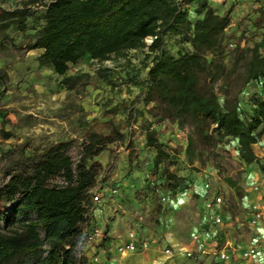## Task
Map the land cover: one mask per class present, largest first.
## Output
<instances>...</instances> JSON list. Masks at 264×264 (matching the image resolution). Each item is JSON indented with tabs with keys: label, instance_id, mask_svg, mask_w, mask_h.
I'll return each instance as SVG.
<instances>
[{
	"label": "trees",
	"instance_id": "16d2710c",
	"mask_svg": "<svg viewBox=\"0 0 264 264\" xmlns=\"http://www.w3.org/2000/svg\"><path fill=\"white\" fill-rule=\"evenodd\" d=\"M199 1L21 0L19 10L0 8V32L12 25L24 31L31 17L27 8L38 2L43 7L42 23L27 49L40 50L38 64L49 65L63 77L62 84L71 81L65 77L69 66L84 57L104 62L146 49L151 61L144 88L147 101L157 109V119L177 122L180 128L188 122L196 137L214 146L232 139L242 163L259 166L253 147L264 136V100L255 101L245 118L238 95L252 81L264 85V54L256 47H237L227 65L223 35L228 13L219 15ZM196 4L198 17L191 21L189 5ZM147 38L152 39L149 45ZM171 41L180 47L175 56L165 49V42ZM214 79L219 82L217 92ZM154 135L147 134L146 145L156 153L153 168L157 170L169 156L153 144ZM107 141L91 135L81 144L77 162L60 144L6 173L0 183V264H84V258L76 257L80 224L91 215L95 185V171L87 164ZM161 177L173 194L186 187L185 178L167 169ZM57 179L61 184H52Z\"/></svg>",
	"mask_w": 264,
	"mask_h": 264
},
{
	"label": "rangeland",
	"instance_id": "374dc122",
	"mask_svg": "<svg viewBox=\"0 0 264 264\" xmlns=\"http://www.w3.org/2000/svg\"><path fill=\"white\" fill-rule=\"evenodd\" d=\"M22 6L21 0H0V8L5 11L19 10ZM27 10L31 17L27 19L24 31L20 32L12 25L4 33L0 32V183L6 179L9 170L27 164L30 156L65 144L68 154L77 162L81 156V144L88 142L91 135L107 137L108 141L103 145V150L93 162L87 164L88 168L95 171V185L91 193H98L100 196L102 194L101 203L93 206L87 221L80 224L82 238L92 227L107 230V236L90 243L85 241L77 251V259L84 258V264H103L104 244H112L109 248L119 253L118 248L123 244L117 245L116 236L135 231L132 225L128 226L126 232L119 227L122 213L116 201V198H121L118 191V174L130 173L136 168L143 169L145 161L148 165V175L155 177L152 182L156 188L165 186L163 182L157 184L159 174L164 169L188 172L187 174L194 178L195 181L192 182L198 189L204 190V185L208 184L209 190L204 197H222L220 214L223 224H228L224 229L229 231L227 241L233 240L231 247L235 250L244 246L252 238L249 236L250 232L253 233V227L247 224L246 218L250 219L252 214V205L249 203L251 197L253 199L254 195L259 194L264 184V158L259 166L252 164L259 178L254 180L255 190L252 192L256 193H251L247 165L240 160L234 140L226 139L214 146L210 141L196 137L188 122L182 128L178 127L177 122L164 121V124H160L161 121L155 116L157 109L153 103L147 101V91L144 88L147 68L151 61V55H148L144 48L125 52L121 56H112L104 62L84 57L76 65L69 66L65 77L71 78V81L62 84L63 77L54 74L49 65L38 64L37 58L41 51L27 49L33 42L34 32L42 23L40 16L43 7L34 2ZM223 37L227 55L224 61L228 65L231 53L236 47L231 46L232 39L226 34ZM165 49L169 55L175 56L180 47L171 41L165 42ZM212 83L217 92L219 82L214 79ZM251 90L252 88L246 86L243 93H250ZM250 96L246 102L248 107H240L245 118L254 110L255 101L264 100V85L258 82V88L252 90ZM152 131L155 133L153 144L161 146L169 156L168 161L161 163L157 170L153 168L155 151L146 145V136ZM189 140L191 143L187 150ZM169 142L175 145H165ZM262 148L259 147L258 151H262ZM142 151L155 155L150 161L147 160L148 154L146 158L138 160ZM52 184L60 185L61 181L57 179ZM188 186L192 187L187 182L186 187ZM113 189L116 190L115 194L110 193ZM186 191L180 200L182 207L179 220H175L178 224L170 226L156 219L153 228L158 229V232H155L157 235L170 234L177 243L173 245L171 240L162 248L163 254L167 255V261L172 260L173 264H202L198 258V255L202 254L192 236L199 234L195 225L200 212L202 215L205 198L198 193H185ZM106 193L110 194L109 197ZM156 194L158 195H154ZM166 197L170 196H163V201L161 198L157 199L158 209L166 205ZM109 204L113 206L111 212L114 216L111 220L108 219L107 223L103 217L97 220L92 216L93 212ZM5 209L8 212L10 206H5ZM109 220L115 222V228ZM113 229L116 233H113ZM210 232L207 230L205 243L207 240L212 241L217 235ZM142 242L148 244L145 239ZM225 242L226 240H221V246H212L213 257L217 261V253ZM148 249L149 244L144 250L137 246L131 253L147 252ZM166 249L170 251L169 254L164 253ZM186 252L191 255L187 256ZM175 253L182 255L178 259L170 256ZM94 258H97L98 262L94 263Z\"/></svg>",
	"mask_w": 264,
	"mask_h": 264
},
{
	"label": "crops",
	"instance_id": "0c3cea01",
	"mask_svg": "<svg viewBox=\"0 0 264 264\" xmlns=\"http://www.w3.org/2000/svg\"><path fill=\"white\" fill-rule=\"evenodd\" d=\"M200 4L204 3L209 5L217 14L223 15L225 13H228L229 17V24L227 28L224 30V34H226L229 38L232 39L233 44L231 46H235L243 48V49H251L253 47H256L258 49V52L263 55L264 54V0H200ZM198 4L196 5H189V11H188V18L191 21H194L197 19L198 15L196 14V8ZM262 85V82H259ZM248 88H252V90L258 88V82L252 81L247 85ZM250 93H243L244 90L238 95V100L240 107L243 105L246 108L248 107L246 105V102L248 101L252 95ZM168 121V120H164ZM161 121L160 124H164L165 122ZM172 122V121H169ZM175 123V122H172ZM162 128V127H161ZM175 128V127H174ZM163 129V128H162ZM233 143L236 144L234 141ZM165 145H169L173 147L175 145L172 142H169ZM263 147L262 151H258L259 147ZM254 153L256 158L259 160V163L261 162V159L264 158V137L260 142H258L253 147ZM148 154V156H147ZM156 154V153H155ZM149 152L142 151L140 153V156L138 160H142V157L146 158L148 157V161H150L151 157L153 155ZM134 161V163H136ZM149 163V162H148ZM252 164L247 165V174L249 177V189L247 191L251 193L255 190V182L254 180L259 178V174L252 168ZM174 167L172 166V169ZM148 165L147 162H144V168L143 169H137L132 170V172L125 174H118V187H119V194L121 195L120 200L116 198L117 206L121 210L120 218L122 221L119 223V227L123 229V232H126L129 225H132L134 227L133 233L136 235V241L138 243V247L140 242H142L144 239L148 241L149 249L147 252H139L136 254L128 253V254H119L113 248L111 247L112 244L105 243L104 246V261L103 264H173V261H167L165 256L162 252V248L167 246V243L172 240L173 245L175 243L173 238L170 236V234H165L163 236L157 235L155 232H158L157 228L154 227V221L157 219L162 223H165L166 225L174 226L178 224L176 220L178 219V216L181 212L182 203H180L181 197H184L185 194L183 193L186 191L184 187L182 190L172 193L169 192L167 187H160L156 188L155 184H153L152 181H155V177H151L148 175ZM170 174H174L178 177H182L186 179V184H190V186L187 188L188 192L198 193L199 195H204L206 192L202 189H198V186L193 184L192 181H195L194 178H191L190 175H188V172L184 171H176V170H169ZM160 177V178H159ZM157 184L160 182L164 183V177L161 178V174H159ZM197 179V178H196ZM193 184V185H192ZM197 184V183H196ZM253 187V188H252ZM107 191V190H105ZM155 193H158V195H154ZM100 195V194H99ZM109 193H106V196L109 197ZM102 196V194H101ZM163 196H170L167 198V203L162 207V209L157 208V199L162 198ZM204 197L205 199L208 198ZM251 197V195H249ZM204 199V200H205ZM144 200V201H143ZM185 201L186 199L183 198ZM143 201V202H142ZM251 206L252 212L254 211H260L263 215V219L261 223L257 227L251 228L253 231L250 232L249 238L255 237L257 233L262 232L264 230V184L261 187L260 193L257 195H254V198L249 202ZM113 206L111 204L107 206L101 207L98 211L93 212L92 216L95 217L97 220L100 217H103L105 223H107L108 219H112L114 215H112L111 208ZM249 208V207H248ZM199 209V208H198ZM201 210V209H200ZM202 215L200 212V216L198 217L197 213V223L195 225L196 231L199 233L202 240L205 241V236L207 235V230H210L211 234L217 233V235L213 238L212 241L207 240L206 241V247L207 251L205 254L198 255L199 262H202V264H211L214 262L215 264H264V260L259 258V260H250L247 262H243L240 258V252L241 249L243 250L246 246V243L244 246H241L239 249L235 250L231 247V241H227L226 237L229 234L228 230H224L227 225H224L223 223L220 225H213L211 226L209 222H212V215L208 214L204 211V208H202ZM221 213V210H220ZM97 215V216H96ZM99 215V216H98ZM107 216V217H106ZM180 217V216H179ZM247 224L249 225V219L246 218ZM109 222L114 226L115 228V222ZM103 223V222H101ZM214 224V223H213ZM113 233H116V231L113 229ZM121 233V232H119ZM130 232H128L129 234ZM127 233L123 235H117V245L124 244L127 241ZM123 236V238H121ZM127 236V237H126ZM232 238V237H230ZM221 240H226L225 244L219 251L225 250L231 255V259L229 262H219L216 258L213 257L214 250L212 249V246H218L221 242ZM228 247V248H227ZM182 253V252H181ZM211 253V254H210ZM180 253L171 254L170 256H173L178 259L180 257ZM169 257V256H168ZM258 261V262H257ZM189 264V263H188Z\"/></svg>",
	"mask_w": 264,
	"mask_h": 264
},
{
	"label": "built area",
	"instance_id": "2783aa9c",
	"mask_svg": "<svg viewBox=\"0 0 264 264\" xmlns=\"http://www.w3.org/2000/svg\"><path fill=\"white\" fill-rule=\"evenodd\" d=\"M151 38H147L145 40V44L149 45L151 43ZM209 190V185H204V191L207 192ZM111 194H115L116 190H111ZM91 199L93 206H98L101 203V196L98 193H91ZM161 200L163 201L164 198L162 197ZM223 206V200L220 195H210L208 198L204 200L203 208L204 211L208 214L212 215V221L214 225H220L223 223V218L220 214L221 207ZM229 219V217H227ZM263 219V215L260 211H254L251 214L249 219V225L251 227H257ZM107 236V230H102L98 227H92L90 232L83 236L79 246H82L85 241L87 242H94L96 239L104 238ZM193 241L196 243L197 248L201 254L206 253V244L205 241L202 240L199 234H195L192 236ZM138 243L136 241V236L133 232H130L127 237V241L118 248L119 254L131 253L137 248ZM148 246L147 243L142 242L139 244V248L142 250L146 249ZM165 254H169L170 251L166 249L164 251ZM186 255H191L190 252H186ZM219 262H227L230 260V254L225 251H219L217 253ZM240 258L243 261H250L256 260L257 258L264 259V230L262 232L257 233L255 237H252L246 244L245 248L240 252ZM93 262H98L97 258L93 259Z\"/></svg>",
	"mask_w": 264,
	"mask_h": 264
}]
</instances>
